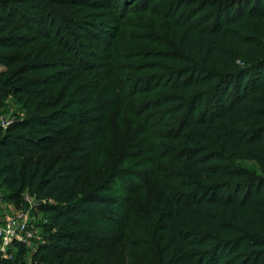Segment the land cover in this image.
I'll use <instances>...</instances> for the list:
<instances>
[{
	"label": "trees",
	"instance_id": "1",
	"mask_svg": "<svg viewBox=\"0 0 264 264\" xmlns=\"http://www.w3.org/2000/svg\"><path fill=\"white\" fill-rule=\"evenodd\" d=\"M28 1L0 0L1 200L23 210L28 195L49 215L39 226L45 240L31 264H77L94 248L86 229L90 218L119 206L106 188L79 193L87 142L64 144L83 124L80 102L54 97L51 83L33 75L59 71L61 80L75 69L89 71L75 45L92 35L91 28L67 17L66 32L46 6L77 15L98 7L92 0ZM141 5L170 26L163 49L150 58V83L158 93L153 107L163 111L159 118L170 144L169 152L155 157L161 165L155 169L156 198L144 213L159 264H264V0ZM47 41L66 61L39 62L36 45ZM9 97L26 114L3 127ZM49 147L62 148V154L46 164ZM239 160L254 163L258 173L237 165ZM15 248L12 264H25L27 246ZM0 264L10 263L0 255Z\"/></svg>",
	"mask_w": 264,
	"mask_h": 264
},
{
	"label": "rangeland",
	"instance_id": "2",
	"mask_svg": "<svg viewBox=\"0 0 264 264\" xmlns=\"http://www.w3.org/2000/svg\"><path fill=\"white\" fill-rule=\"evenodd\" d=\"M40 1L29 0L28 4L38 6ZM91 2L98 8L82 9L79 15L72 9L53 8L51 4H46L45 8L55 13L53 20L66 32H70V27L63 25L67 17L91 28L92 35H86L75 45L89 71L75 69L61 80L59 71L33 75L35 81L51 83L48 89L53 90L54 97H65L71 104L80 102L83 124L75 127L74 138L64 144L73 142L75 146L87 142L81 173L76 180L79 193L106 188V196L114 197L119 206L105 211L101 219L90 218L86 229L92 233L94 248L90 254L85 252L83 261L77 264H159V252L144 213L156 198L155 169L161 165L155 157L169 152L170 144L165 119L159 118L163 111L153 107L158 93L150 83L153 64L150 58L163 49L170 26L155 14L140 9L141 0L133 4L126 0ZM36 50L42 54L40 63L66 61L49 41L37 44ZM4 71L0 67V73ZM32 92L35 93V89ZM3 112L2 122H11L14 117L23 118L26 114L24 106L12 97L6 101ZM61 151L62 148L53 151L49 147L43 152L45 163L62 154ZM40 156H36V160ZM235 163L250 173H258L252 162ZM26 198L30 205L23 210H16L13 204L0 199V215L17 212L27 215L34 234L27 245L24 262L31 264L32 254L45 240L41 225L47 223L49 215L40 212L34 199L28 195ZM12 260L5 261L12 264Z\"/></svg>",
	"mask_w": 264,
	"mask_h": 264
},
{
	"label": "built area",
	"instance_id": "3",
	"mask_svg": "<svg viewBox=\"0 0 264 264\" xmlns=\"http://www.w3.org/2000/svg\"><path fill=\"white\" fill-rule=\"evenodd\" d=\"M3 127L8 125L2 122ZM1 199V193H0ZM27 201L28 199L25 198ZM36 230V229H35ZM33 227L25 213L17 212L15 215H0V255L1 258L7 260L12 259L16 251L15 244L28 245L33 238Z\"/></svg>",
	"mask_w": 264,
	"mask_h": 264
}]
</instances>
